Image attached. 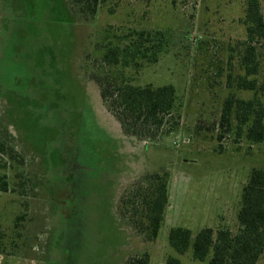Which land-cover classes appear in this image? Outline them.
<instances>
[{
	"label": "rangeland",
	"instance_id": "374dc122",
	"mask_svg": "<svg viewBox=\"0 0 264 264\" xmlns=\"http://www.w3.org/2000/svg\"><path fill=\"white\" fill-rule=\"evenodd\" d=\"M244 11L245 0H100L94 15L73 0H0V141L15 150L0 170L10 185L0 264H126L144 253L150 264H210L192 246L177 253L169 232L236 230L243 186L264 167V141L220 125L228 95L256 96L228 82L244 73ZM133 29L169 38L159 61L125 69L134 84L176 87L179 127L156 144L125 135L90 78L103 45ZM256 51L263 66L264 39ZM162 167L169 202L150 241L141 209L123 199Z\"/></svg>",
	"mask_w": 264,
	"mask_h": 264
},
{
	"label": "trees",
	"instance_id": "16d2710c",
	"mask_svg": "<svg viewBox=\"0 0 264 264\" xmlns=\"http://www.w3.org/2000/svg\"><path fill=\"white\" fill-rule=\"evenodd\" d=\"M100 0H73L80 11L94 15ZM243 23L246 27V46L241 58L243 74L232 79L238 89L251 90L255 97L245 99L233 93L227 96L221 112L220 125L248 141H264V103L258 92H264V65L256 51V43L264 39V0H245ZM103 45L104 51L94 62L90 78L98 85L103 105L118 121L125 135L147 143L156 144L164 136L176 131L180 124L177 112V90L171 84H134L125 75L126 68L140 71L145 64L159 61L169 45L164 30L133 29L125 34H115ZM261 75L262 81L258 79ZM221 137V136H220ZM14 146L7 148L0 141V170L6 167L3 154L13 157ZM170 173L161 168L142 175L138 184L148 183L146 192L137 190L133 198L123 199L127 205L139 207L145 221L146 238L153 241L158 236L165 219L169 202ZM6 173L0 172V191L9 190ZM139 200V202H138ZM138 205V206H137ZM20 218V217H19ZM5 232L0 216V253L4 252ZM169 243L179 254L192 246L193 257L210 258V264H257L264 252V167L252 168L241 193V206L237 214V228L227 226L205 227L194 236L186 227H172ZM126 264H150L148 253L129 259ZM165 264H185L180 258L169 255Z\"/></svg>",
	"mask_w": 264,
	"mask_h": 264
}]
</instances>
